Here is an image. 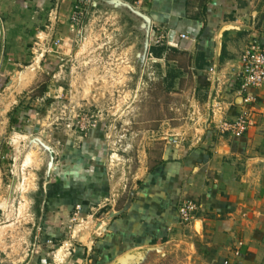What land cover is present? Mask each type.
<instances>
[{
	"label": "rangeland",
	"instance_id": "374dc122",
	"mask_svg": "<svg viewBox=\"0 0 264 264\" xmlns=\"http://www.w3.org/2000/svg\"><path fill=\"white\" fill-rule=\"evenodd\" d=\"M100 1L83 9L73 30L76 0L62 30L48 5L28 18L0 1V260L98 264L101 235L135 198L139 178L212 126L182 94L188 79L175 77V90L157 79L151 61L136 56L133 22ZM9 9L17 15L3 24ZM60 32L72 46L53 45ZM90 176L100 182L89 185ZM96 235L98 247L83 251ZM163 246L102 263H197L193 245L176 255Z\"/></svg>",
	"mask_w": 264,
	"mask_h": 264
},
{
	"label": "crops",
	"instance_id": "0c3cea01",
	"mask_svg": "<svg viewBox=\"0 0 264 264\" xmlns=\"http://www.w3.org/2000/svg\"><path fill=\"white\" fill-rule=\"evenodd\" d=\"M5 1L6 9H21L28 18L48 5L59 18L53 26H69L72 0ZM113 1L97 6L133 22L140 42L136 56L141 63L151 61L157 79L167 80L173 90L175 77L188 79L182 94L190 107H200L201 123L212 126L195 146H175L163 163L139 178L130 191L135 198L101 235L98 264L167 243L175 255L181 244L193 245L196 264H264V91L254 90L259 92L255 124L242 136L215 129L221 118L236 119L241 112L237 73L246 46L254 39L264 41V0H205L201 7H192L190 0H143V7L133 4L137 0ZM10 10L1 17L3 24V18L17 15ZM161 31L163 41L152 43ZM68 37L60 32L57 46H72ZM90 178L89 185L100 182ZM185 198L199 204L194 225L179 221ZM99 237L83 251L98 247ZM12 259L0 264H54L40 256L30 262Z\"/></svg>",
	"mask_w": 264,
	"mask_h": 264
},
{
	"label": "built area",
	"instance_id": "2783aa9c",
	"mask_svg": "<svg viewBox=\"0 0 264 264\" xmlns=\"http://www.w3.org/2000/svg\"><path fill=\"white\" fill-rule=\"evenodd\" d=\"M98 0H76L74 4L75 12L72 16V23L70 30L78 26L81 22V14L86 7L92 8ZM143 0H137L140 2ZM81 8V9H80ZM77 9V11H76ZM80 9V10H78ZM165 38L161 31L155 43H160ZM56 40L53 45H57ZM171 46L173 42H169ZM213 71V69H211ZM239 88L238 94L241 96L242 109L236 119L221 118L218 122L220 132L230 133L232 136H242L251 126L255 124V114L257 112V101L259 99V92L254 90L264 91V41L260 39L252 40L244 49L241 55V66L237 73ZM222 108V106H219ZM199 204L194 199L182 200L179 208V221L183 224H191L195 221V214L197 213Z\"/></svg>",
	"mask_w": 264,
	"mask_h": 264
},
{
	"label": "water",
	"instance_id": "95a60500",
	"mask_svg": "<svg viewBox=\"0 0 264 264\" xmlns=\"http://www.w3.org/2000/svg\"><path fill=\"white\" fill-rule=\"evenodd\" d=\"M102 1V0H101ZM105 1V0H104ZM117 1V0H116ZM115 1V2H116ZM110 2H113L114 3V1L113 0H110ZM117 3H120V1H117ZM130 6V5H129ZM132 8V7H131ZM146 25V24H145ZM173 34H171V36H172ZM149 43H148V41H147V45H148Z\"/></svg>",
	"mask_w": 264,
	"mask_h": 264
}]
</instances>
